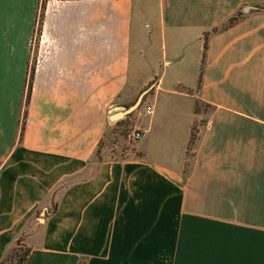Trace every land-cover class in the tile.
<instances>
[{
    "label": "crops",
    "instance_id": "0c3cea01",
    "mask_svg": "<svg viewBox=\"0 0 264 264\" xmlns=\"http://www.w3.org/2000/svg\"><path fill=\"white\" fill-rule=\"evenodd\" d=\"M21 237L24 264H264V0H0V264Z\"/></svg>",
    "mask_w": 264,
    "mask_h": 264
},
{
    "label": "rangeland",
    "instance_id": "374dc122",
    "mask_svg": "<svg viewBox=\"0 0 264 264\" xmlns=\"http://www.w3.org/2000/svg\"><path fill=\"white\" fill-rule=\"evenodd\" d=\"M29 88V83L27 84V92ZM207 111H209L207 109ZM133 113L125 116L121 122H119L118 127L114 131V135L110 134V140L103 142L100 148V154L98 160H104L105 158H111L112 160H124L130 158L133 153V143L134 141L129 138L131 132H134L133 127ZM132 135V134H131ZM130 139V140H129ZM22 252V251H21ZM150 264H190L189 257L175 258V257H165L150 259ZM197 263H202V259H198ZM194 264L196 262L194 261Z\"/></svg>",
    "mask_w": 264,
    "mask_h": 264
},
{
    "label": "trees",
    "instance_id": "16d2710c",
    "mask_svg": "<svg viewBox=\"0 0 264 264\" xmlns=\"http://www.w3.org/2000/svg\"><path fill=\"white\" fill-rule=\"evenodd\" d=\"M243 16H244L243 12H239L238 14L230 17L222 27L215 28L213 32L216 34L226 31L227 29L236 25L243 18ZM28 102H29V92H27V99H26L27 106H28ZM24 117L26 118V115ZM25 118L22 121L21 137L23 136ZM99 154H100V149L97 151V157L99 156ZM71 183L72 182H67L65 183V186L66 185L68 186ZM29 253H30V249L26 247V245L23 243V237H21L18 240L16 246L9 251L5 261L2 264H24L28 258Z\"/></svg>",
    "mask_w": 264,
    "mask_h": 264
},
{
    "label": "water",
    "instance_id": "95a60500",
    "mask_svg": "<svg viewBox=\"0 0 264 264\" xmlns=\"http://www.w3.org/2000/svg\"><path fill=\"white\" fill-rule=\"evenodd\" d=\"M250 10V8H246L245 12H248ZM142 104V98L139 99V101L136 103V105H134L132 108L130 109H125V108H116L115 110L118 111L116 114H114V116L112 117L114 120L120 119L122 117H125L131 113H133L134 111H136Z\"/></svg>",
    "mask_w": 264,
    "mask_h": 264
},
{
    "label": "built area",
    "instance_id": "2783aa9c",
    "mask_svg": "<svg viewBox=\"0 0 264 264\" xmlns=\"http://www.w3.org/2000/svg\"><path fill=\"white\" fill-rule=\"evenodd\" d=\"M154 108L151 105L140 106L135 112L138 117L153 113ZM133 140L141 139V133L135 132L131 137Z\"/></svg>",
    "mask_w": 264,
    "mask_h": 264
}]
</instances>
